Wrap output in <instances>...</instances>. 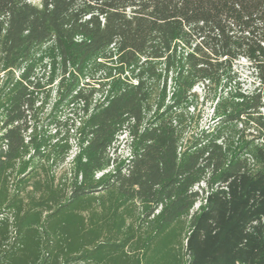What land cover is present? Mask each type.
<instances>
[{
  "label": "trees",
  "instance_id": "trees-1",
  "mask_svg": "<svg viewBox=\"0 0 264 264\" xmlns=\"http://www.w3.org/2000/svg\"><path fill=\"white\" fill-rule=\"evenodd\" d=\"M239 59L264 84V0H0V264H264L263 96L186 140ZM52 87L73 140L31 125Z\"/></svg>",
  "mask_w": 264,
  "mask_h": 264
},
{
  "label": "rangeland",
  "instance_id": "rangeland-1",
  "mask_svg": "<svg viewBox=\"0 0 264 264\" xmlns=\"http://www.w3.org/2000/svg\"><path fill=\"white\" fill-rule=\"evenodd\" d=\"M30 1L33 4L40 2V0ZM54 89V87L50 89L46 88L39 95V102L36 105L39 109L35 113L31 125L38 133H42L45 136H53L57 130L59 133L58 139L68 136L73 140L71 131L67 135V130L72 122L77 120L79 112L74 113V111L65 107H60L57 110L52 109L55 100ZM193 92L196 96V109L194 111L196 124L192 126L186 136V140L197 137L203 132H212L214 138L218 142H222L226 138L237 136L240 129V126L236 124H220L223 117L230 111L231 101L233 100L232 96L235 94L250 95L253 92H260L264 98V84L260 83L257 73L250 64L244 59H239L233 65L229 78L224 79L218 87L198 85L194 88ZM262 113L264 114V109ZM75 152L76 149L73 148L64 164L52 166L51 171L56 175V178H62L71 169V160ZM111 155L118 160H124L129 156V148L125 135L118 138L111 150ZM102 174L100 173L96 176L100 177ZM203 187L204 184H200L195 190ZM202 204L203 202L198 200L192 212L197 211Z\"/></svg>",
  "mask_w": 264,
  "mask_h": 264
}]
</instances>
